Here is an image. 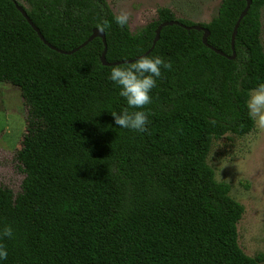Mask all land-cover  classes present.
<instances>
[{"label":"trees","instance_id":"1","mask_svg":"<svg viewBox=\"0 0 264 264\" xmlns=\"http://www.w3.org/2000/svg\"><path fill=\"white\" fill-rule=\"evenodd\" d=\"M43 37L61 50L103 30L109 62L148 50L157 26L178 20L209 30L207 43L230 56L231 34L246 0H221L206 23L159 7L131 31L112 23L107 0H23ZM251 0L241 19L235 57L202 42L203 31L164 26L147 56L172 65L152 90L147 131L117 129L109 111L126 107L107 79L113 66L100 37L66 54L38 37L13 1L0 0V82L18 87L27 107L16 153L21 190L0 184L3 264H264L238 244L244 206L207 162L213 140L254 128L245 101L264 82L261 14ZM134 62V61H133Z\"/></svg>","mask_w":264,"mask_h":264},{"label":"rangeland","instance_id":"2","mask_svg":"<svg viewBox=\"0 0 264 264\" xmlns=\"http://www.w3.org/2000/svg\"><path fill=\"white\" fill-rule=\"evenodd\" d=\"M23 2V0H18ZM115 14H128L131 31L156 18L159 7L176 17L206 23L221 0H107ZM264 45V8L261 14ZM27 107L18 87L0 82V184L17 194L24 179L16 153L26 132ZM255 125V124H254ZM207 162L218 181L230 185V195L244 206L237 224L238 244L245 254L264 253V128L256 125L245 135L227 134L213 140Z\"/></svg>","mask_w":264,"mask_h":264},{"label":"clouds","instance_id":"3","mask_svg":"<svg viewBox=\"0 0 264 264\" xmlns=\"http://www.w3.org/2000/svg\"><path fill=\"white\" fill-rule=\"evenodd\" d=\"M129 17L124 11L114 15L112 23L123 28ZM103 29V25L99 26ZM171 63L159 55L140 56L127 66H113L107 79L118 89L126 107L119 111H109L117 129H126L143 133L147 131L148 113L142 109L152 103L150 93L157 86V80L163 70H171ZM247 115L259 128H264V82L250 90L245 101ZM13 228L9 225L0 227V240L13 238ZM8 251L0 243V264L6 260Z\"/></svg>","mask_w":264,"mask_h":264},{"label":"water","instance_id":"4","mask_svg":"<svg viewBox=\"0 0 264 264\" xmlns=\"http://www.w3.org/2000/svg\"><path fill=\"white\" fill-rule=\"evenodd\" d=\"M13 1L16 9L22 14V16L25 18V20L29 23V25L32 27V29L36 32V34L38 35L39 39L45 44L47 45L49 48L51 49H54V50H57L61 53H66V54H70V53H73L75 52L76 50H78L79 48L85 46L88 42H90L93 38L95 37H100L102 39V42H103V45H104V48H103V51L100 55V61H101V64L102 65H105V66H111V65H117V64H122V63H131L133 61H135V59L137 57H140V56H145L147 55L154 47L155 43L157 42V40L159 39V34H160V31L161 29L164 27V26H167V25H178L180 27H183L185 29H196V30H201L203 31V35H202V42L203 44L207 45L209 48H211L212 50H214L215 52L217 53H220L221 55H224L226 57H228L229 59H233L235 57V52H234V49H233V45H234V37H235V34H236V31H237V28H238V25L241 21V19L246 15L249 7H250V4H251V0H246V4L244 6V8L242 9V11L239 13L236 21H235V24H234V27H233V31H232V34H231V46H232V54L230 56L224 54L223 52L219 51L218 49L210 46L208 43H207V37L209 35V30L199 24H195V25H191V26H188V25H185L181 22H179L178 20H167V21H163L161 22L156 30H155V36L153 38V41H152V44L150 46V48L148 50H146L144 53L138 55L137 57L135 58H132V59H126V60H123V61H114V62H109L106 60L105 58V53H106V39H105V33L103 30L101 29H94L93 32L87 37V39L85 41H83L79 46L71 49V50H61V49H58L56 48L55 46H53L52 44H50L44 37L43 35L41 34V32L39 31V29L35 26V24L31 21V19L29 18V16L27 15L25 9L23 8V6L20 5L19 1L18 0H11Z\"/></svg>","mask_w":264,"mask_h":264}]
</instances>
